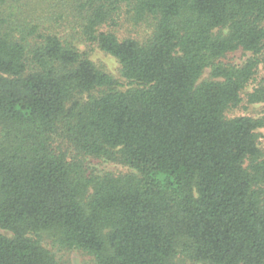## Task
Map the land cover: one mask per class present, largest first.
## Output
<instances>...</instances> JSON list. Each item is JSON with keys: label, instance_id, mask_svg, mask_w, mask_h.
<instances>
[{"label": "trees", "instance_id": "1", "mask_svg": "<svg viewBox=\"0 0 264 264\" xmlns=\"http://www.w3.org/2000/svg\"><path fill=\"white\" fill-rule=\"evenodd\" d=\"M263 62L264 0H0V264H264Z\"/></svg>", "mask_w": 264, "mask_h": 264}, {"label": "rangeland", "instance_id": "2", "mask_svg": "<svg viewBox=\"0 0 264 264\" xmlns=\"http://www.w3.org/2000/svg\"><path fill=\"white\" fill-rule=\"evenodd\" d=\"M113 31L116 32L121 38L132 36L142 37L148 34V28L146 26L134 27L131 24L119 21L118 25L113 27ZM80 49L87 51L91 60L101 70L112 75L120 84V89L125 90L128 88V83L120 75V65L118 61L102 52L100 49L94 46H88L85 44L80 45ZM251 54H247L243 51L232 53L228 56L227 61L236 65L244 64ZM264 76V62L260 66L259 77ZM210 77V70H206L202 79H208ZM256 84H251L241 95L242 102L238 107L228 111L227 116L229 118L239 116H249L255 119H261L264 121V102L250 103L249 95L253 93ZM259 147L264 150V126L257 130ZM85 169L89 175H103L105 173H112L114 175H121L130 172H134L131 168L124 166L120 163L105 161L102 159L86 158L84 161ZM0 233L9 235L5 231L0 230ZM60 264H96L94 258L81 250H63L57 251ZM185 264H192L191 262Z\"/></svg>", "mask_w": 264, "mask_h": 264}]
</instances>
